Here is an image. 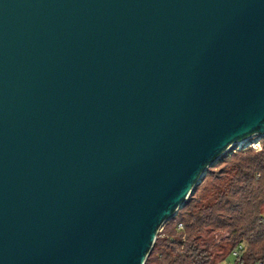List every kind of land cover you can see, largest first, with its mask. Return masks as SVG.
Listing matches in <instances>:
<instances>
[{
  "label": "water",
  "instance_id": "95a60500",
  "mask_svg": "<svg viewBox=\"0 0 264 264\" xmlns=\"http://www.w3.org/2000/svg\"><path fill=\"white\" fill-rule=\"evenodd\" d=\"M253 136L264 0H0V264H145Z\"/></svg>",
  "mask_w": 264,
  "mask_h": 264
},
{
  "label": "trees",
  "instance_id": "16d2710c",
  "mask_svg": "<svg viewBox=\"0 0 264 264\" xmlns=\"http://www.w3.org/2000/svg\"><path fill=\"white\" fill-rule=\"evenodd\" d=\"M223 157L162 227L145 264H217L240 243L234 264H264V141L261 150Z\"/></svg>",
  "mask_w": 264,
  "mask_h": 264
},
{
  "label": "rangeland",
  "instance_id": "374dc122",
  "mask_svg": "<svg viewBox=\"0 0 264 264\" xmlns=\"http://www.w3.org/2000/svg\"><path fill=\"white\" fill-rule=\"evenodd\" d=\"M263 141H264V137L263 136H253L251 138H249L248 140H245V141H242V142H239L235 145H233L229 151L225 154V157L226 158H229L231 156V154L233 152H236V151H244V150H253V151H258V150H261L263 148ZM250 144L251 147H250ZM224 158V157H223ZM222 160V159H221ZM213 167V166H212ZM165 232V231H164ZM163 230L161 231V234L159 235L160 237H163L164 236V233ZM228 234V233H227ZM224 235V234H223ZM226 235V234H225ZM226 237V236H225ZM222 236L221 234L219 233H216L214 235V239L217 240V242H221L222 240ZM218 247L216 246L214 248V250H217ZM217 264H234V257L232 255H229L226 259V261H222L221 263H217Z\"/></svg>",
  "mask_w": 264,
  "mask_h": 264
},
{
  "label": "built area",
  "instance_id": "2783aa9c",
  "mask_svg": "<svg viewBox=\"0 0 264 264\" xmlns=\"http://www.w3.org/2000/svg\"><path fill=\"white\" fill-rule=\"evenodd\" d=\"M251 145L252 144H250V147H251ZM179 227L180 228H183V225L182 224H180L179 225ZM245 250V245L243 244V243H240V244H238V246H236L232 251H231V255L233 256V257H239L240 256V254H241V252L242 251H244ZM224 261H226V259L224 260ZM239 264H243V262H242V259H239ZM258 264H262V263H258Z\"/></svg>",
  "mask_w": 264,
  "mask_h": 264
}]
</instances>
